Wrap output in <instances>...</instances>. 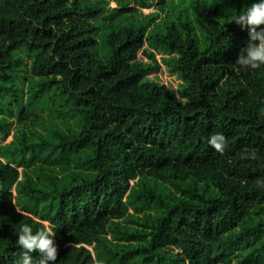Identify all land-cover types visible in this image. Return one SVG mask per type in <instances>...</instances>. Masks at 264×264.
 <instances>
[{"label": "trees", "instance_id": "obj_1", "mask_svg": "<svg viewBox=\"0 0 264 264\" xmlns=\"http://www.w3.org/2000/svg\"><path fill=\"white\" fill-rule=\"evenodd\" d=\"M253 2L0 0V264L45 223L55 264H264Z\"/></svg>", "mask_w": 264, "mask_h": 264}, {"label": "clouds", "instance_id": "obj_2", "mask_svg": "<svg viewBox=\"0 0 264 264\" xmlns=\"http://www.w3.org/2000/svg\"><path fill=\"white\" fill-rule=\"evenodd\" d=\"M233 21L242 27H247L249 39L247 46L243 48L236 60V64L243 69H256L264 65V0H256L242 14L236 16ZM259 28V30H257ZM208 143L219 153H223L226 148V138L223 134H213ZM242 158L256 160L257 153L255 149H245ZM258 188L264 189V179L255 181ZM56 231L45 223L35 233L28 224L21 225L16 243L24 250L16 264H55L58 257V248L54 242ZM39 252V258L34 260L31 255L33 252ZM93 264H96L93 258Z\"/></svg>", "mask_w": 264, "mask_h": 264}, {"label": "rangeland", "instance_id": "obj_3", "mask_svg": "<svg viewBox=\"0 0 264 264\" xmlns=\"http://www.w3.org/2000/svg\"><path fill=\"white\" fill-rule=\"evenodd\" d=\"M113 4H115V3H113ZM153 10H155L154 6L144 8V11H147V12L153 11ZM139 54L141 55L142 52H140ZM158 56L160 57L161 54L159 53ZM159 74H160V77L163 79L164 82H166L168 85L172 86L173 88L177 89L179 79H178L176 74H171L165 69H162L161 71H159ZM11 137H12V135H9L7 139L10 140Z\"/></svg>", "mask_w": 264, "mask_h": 264}]
</instances>
